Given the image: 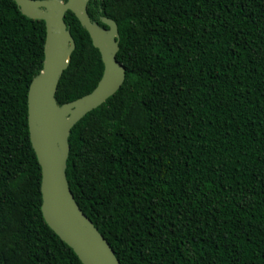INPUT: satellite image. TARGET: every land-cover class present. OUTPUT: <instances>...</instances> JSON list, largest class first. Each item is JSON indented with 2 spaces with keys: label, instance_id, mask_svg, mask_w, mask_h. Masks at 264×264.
<instances>
[{
  "label": "trees",
  "instance_id": "1",
  "mask_svg": "<svg viewBox=\"0 0 264 264\" xmlns=\"http://www.w3.org/2000/svg\"><path fill=\"white\" fill-rule=\"evenodd\" d=\"M66 1V0H65ZM118 24L121 89L72 129L67 178L121 264H264V0H91ZM76 42L58 104L91 93ZM46 24L0 0V264H82L42 213L28 93Z\"/></svg>",
  "mask_w": 264,
  "mask_h": 264
},
{
  "label": "water",
  "instance_id": "2",
  "mask_svg": "<svg viewBox=\"0 0 264 264\" xmlns=\"http://www.w3.org/2000/svg\"><path fill=\"white\" fill-rule=\"evenodd\" d=\"M27 17L46 24L42 71L28 93V122L32 146L42 170V213L48 226L73 249L82 264H121L108 240L78 205L67 178L72 129L88 113L114 96L126 80V68L117 60L118 24L101 17L92 20L91 0H13ZM71 11L89 33L102 56L103 76L89 94L58 104L60 79L68 69L76 42L65 21Z\"/></svg>",
  "mask_w": 264,
  "mask_h": 264
}]
</instances>
